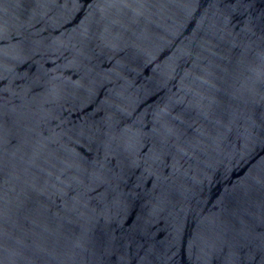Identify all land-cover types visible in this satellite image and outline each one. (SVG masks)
Masks as SVG:
<instances>
[{
    "label": "water",
    "instance_id": "1",
    "mask_svg": "<svg viewBox=\"0 0 264 264\" xmlns=\"http://www.w3.org/2000/svg\"><path fill=\"white\" fill-rule=\"evenodd\" d=\"M0 264H264V0H0Z\"/></svg>",
    "mask_w": 264,
    "mask_h": 264
}]
</instances>
